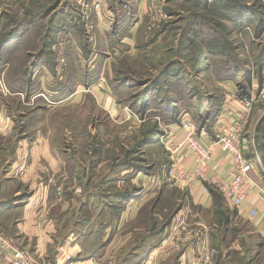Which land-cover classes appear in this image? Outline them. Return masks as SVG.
<instances>
[{
    "label": "rangeland",
    "instance_id": "374dc122",
    "mask_svg": "<svg viewBox=\"0 0 264 264\" xmlns=\"http://www.w3.org/2000/svg\"><path fill=\"white\" fill-rule=\"evenodd\" d=\"M133 2L0 0V41L15 26L19 30L25 24L35 22L22 30L29 36L12 52L16 55H9L10 50H6L3 53L5 58H2L4 63H0V235L17 242L11 234L19 232L20 226L16 222L22 221L27 213L23 208L16 210L15 207L27 203V217L37 222L33 226L31 248L35 246L34 237L42 223L41 215L50 222L52 228L46 230L56 233L57 241L59 234L76 229L74 223L78 212L82 223H87L89 216L96 221V225L88 230L81 227L86 232L96 233V238L87 240L84 247L86 250L100 248L104 226L116 221L123 211L129 214L136 209L135 204L124 208L120 206L129 193L137 194L136 189L143 186V182L134 184L123 180L121 172L131 168L149 176V185H153V182L156 184L160 179L159 187L151 188L153 195L136 213L141 217L140 221L146 223V239L176 212H182L179 218L181 227L177 233L164 236L165 240L174 243L177 240L180 247L175 252L176 257L163 261V264H177L181 250L191 245L200 264H218L220 257L224 264H248L250 259L257 256L255 253V256L240 255L247 246L259 251L258 264H264V239L261 244L259 241L258 246H255L256 240L253 239L252 244L249 240H239L235 242L236 246L238 244L237 252H230L232 254L227 260L220 256L217 244H212L203 229L204 225L209 228L206 223L211 218L206 216L202 206L192 202L186 191L171 186L170 152L160 142L164 134L170 133L164 126L166 118L162 119V115L160 117V113L154 111L146 116L142 107L146 105L147 96L143 85L147 84L153 89L159 84V99L166 97L170 87L165 77L176 67L175 58L193 57L192 61L180 65L197 66L196 61L203 54L201 50L206 47L203 42L210 37L215 45L211 52L217 48L221 50V88L215 85L214 78H205L193 83L199 92L196 96L204 97L206 93L201 86L205 83L207 93L217 91L221 94V100L225 99L224 90L230 89L226 85L232 83V89L237 90L240 98H253V109L246 129L258 122L261 139L264 136V62L261 59L264 53V23L259 15H255V18L246 12L242 21L234 20L228 16L229 10L225 6L235 8L238 3V8L247 7L263 13L264 0H147V15L142 19L141 32L136 40V49L140 51H126L125 46L119 44L116 46L119 47L116 59L103 69L102 64L90 59L94 57L93 52L98 50V25L95 19L104 8L112 10L118 18L120 14L117 13L132 11ZM55 5L61 11V14H55L59 22H55L53 17L56 7L50 11ZM136 15L131 14V23L137 19ZM195 20L202 23L206 30L199 36L193 33V40L187 41L190 34L181 27ZM53 23L65 30L72 29V33H75H56L58 41L52 45L55 39V32L51 30ZM41 60L51 69L55 64L56 73L59 72L63 80L57 81V75L55 79L48 80L44 67L36 70ZM236 61H240V64ZM49 75L54 74L50 71ZM79 82V95H74ZM179 82L180 86L184 84V81ZM95 83L94 87L90 86ZM106 86L111 88L113 100L120 105L117 113L105 111L97 104V93ZM120 86H124L123 91L118 90ZM183 105L188 106L186 99H183ZM125 109L130 110V118ZM187 119H192L196 126L197 117ZM177 120V123L183 121ZM22 159L29 162V170L17 173L14 162L22 163ZM164 169L167 170L164 172ZM207 187L214 199V204L207 209H212L214 221L216 218L217 222L223 224L224 197L216 187ZM17 192L21 195L15 197ZM17 200L18 204L15 203ZM88 200H92V208L88 209L90 212L74 207V201L76 205H82V201ZM69 201L72 206L66 210H69L66 215H62L66 205L61 202ZM111 203L114 207H111ZM11 208L15 209L9 211ZM200 218L206 222L198 223ZM45 227L46 224H41L42 233ZM233 229L235 232L250 233L252 226L240 220L231 233ZM229 241V244L234 243L231 239ZM221 249L224 248L221 246ZM63 256L68 255L63 253L57 264H65ZM118 256L121 261L122 253Z\"/></svg>",
    "mask_w": 264,
    "mask_h": 264
},
{
    "label": "crops",
    "instance_id": "0c3cea01",
    "mask_svg": "<svg viewBox=\"0 0 264 264\" xmlns=\"http://www.w3.org/2000/svg\"><path fill=\"white\" fill-rule=\"evenodd\" d=\"M130 1H134L133 9H131L132 11L129 10L128 12L126 11L124 13H117V15L120 14V16L117 18V16H114L112 10L104 8L98 14V17H96L97 19H95L98 25V35L96 34L98 50L96 52H93L92 55L94 57H90V59H92L93 62H98L99 64H102L103 69H105L108 64H110L114 61V59H116L119 48H116V46L119 44L125 46L124 49L126 51H140L139 49H136V40L141 32L142 19L145 15H147V0ZM58 5L57 7L55 5L50 9V11H53V8L56 7V10L53 11V17L55 19V22L60 21L58 20V18H55L57 13L61 14ZM133 13L137 14V19H134V23H131L130 17ZM252 15L255 16V14ZM113 17L114 19H112ZM255 18L257 17L255 16ZM237 20H241V18ZM32 23L35 22H29L28 25H33ZM28 25L25 24L23 29L20 27L19 30H16L15 26L12 29L13 31L1 38L2 40L0 41V63H4L2 58H5L3 53L6 50H10L9 55H16V53L14 54L12 52H15L16 49L23 44V41L27 40V36H29V33L22 32V30H24V28H26ZM235 25L237 24L235 23ZM52 26L53 29L51 30L55 32V39L53 40L52 45H54L58 41L56 33L62 32L64 33V35L66 33H68L67 35L75 33H72L74 31L72 29L65 30V28H63L59 24L53 23ZM256 27H258L257 23ZM181 28H183L186 33L190 34V36H187V41L193 40V33H197L199 36L206 30L204 28V25H202V23L196 20L194 22L191 21L189 25H184ZM212 42L213 39H210V37H207V40L203 42L204 45L206 44V47L205 50H201L203 54H201V56L199 57L200 59L198 58L196 61L198 67L193 66L191 68L190 66H188L190 67L188 68L180 65L182 63L192 61L193 57L190 58L184 56L175 58L174 63L176 67L173 68L172 71L170 70L169 72H167L165 77L168 80L167 84L169 83L168 85L170 87H168L169 90L166 94V97H160L159 99V96H161V94L159 95V84L154 86L153 89L147 84L143 85L146 88L145 92L148 96H146V105L142 106L144 112L146 113V116L148 115V113H152L153 111L155 113H160L158 116L161 117L162 115V119L166 118L167 120L164 124L165 128L169 129L170 133L175 134L177 140H181L185 135V129L181 127V122L177 123V119H180L179 121H182V119L185 120L187 118H190L191 116L197 117V120H194L196 123V127L198 128L197 139L205 148L208 147L211 143L215 142L217 140L218 132L221 129L228 127L235 118V113L232 112L234 110H232L230 107V105H232L234 101L233 93L236 90L232 89V87H234L232 83H230V85L225 82V84H227L226 86H229L228 88H230L224 90L225 99L221 100V94H218L217 91L207 93V86L205 83H202L201 86V90L205 91L206 93L204 97L201 99L196 96L199 92L197 89L194 88L193 83L199 82L205 78H214V80L216 81L214 82L215 85L219 87L218 89L221 88V50L217 48L213 49V52H211V48L215 47ZM18 43L20 44L18 45ZM207 43H211V45H208ZM187 52L189 51L187 50ZM9 61H12V59H9ZM57 63L58 62L56 60V64ZM43 67L45 68L44 70L47 71L46 74L49 77L48 80L55 79L56 75L57 81L63 80L61 74L59 72L56 73L55 64L54 66H52L51 69L48 68L46 64L41 60L38 63V68L36 70L43 69ZM33 70L34 68L31 70L32 75L34 74ZM50 71L52 72V74H54L51 75V77L49 75ZM188 78H190L191 80H187ZM179 81H184V84L180 86ZM234 84L237 85V83ZM77 85L79 86V88L77 91L74 90V95H79L78 92L80 90V82L79 84L77 83ZM95 85L96 83L91 84L90 86L94 87ZM222 86L225 85L222 84ZM123 88L124 86H120L118 90L123 91ZM262 93H264V86ZM113 97L114 94L111 88L108 86L104 87L97 93L96 101L98 106L108 112H119L120 105L116 104V102L113 100ZM183 99H186L188 101V106L183 105ZM258 129L259 128L257 122L255 125L249 126L245 130V133L243 135V148L245 155L249 159L253 160L254 163H256L250 175L251 178L256 182L260 181L259 165L264 168V138H262L264 136H262L260 139V131ZM216 155L217 156L215 160L210 163V173L211 175H216L227 179L229 172L233 168L230 162V158L228 154L223 151L222 148H220L219 146H217ZM21 161L23 162L19 163V161L16 160L14 162V168L16 169L17 173L29 170V162H24L25 159H22ZM181 164L187 171H190L194 166L193 155L188 149L183 150ZM168 165L170 166V162ZM166 170L164 169V172ZM121 176L124 181H130L134 184L143 182V186L142 188L136 189L138 191L137 194L133 195V193H129V195L125 197V200H123V203L120 205L124 208L129 204H135L134 206H136V209H134L132 213L129 214L123 211L116 221H111L104 226L105 232L102 236L103 244L100 248L86 250V248L84 247L86 245L87 240L96 238L95 231L86 232V230L96 225V221L95 219L92 220L91 216H89L88 222L82 223L83 219L79 217V212L76 214V221L74 223L76 229L74 228V230L70 232L68 231L63 235L59 234V239L57 241H55L56 233L51 232V230H46L52 228L50 222H48L46 218L41 215L40 221L42 223L39 224L38 232L34 237L36 238L35 246L34 248H31V244L33 241V226L37 222L27 217V214L29 212V204L27 203L22 206L18 205L17 207H15L16 210L19 208H23L25 210V213L27 214L22 220L23 222H16L17 226H20L18 227L19 232L17 234L12 233L11 236L12 239L14 241L16 240L17 242H11L15 244V246H17L18 248L27 251L35 264H57L59 257L62 256L63 253H66V255L70 256V260L67 261L65 264H152V262H154L153 264H163V261H167L169 258V260H171L172 258L176 257L177 254H175V252L180 247L179 243L176 242L177 240H175V243L171 242V240H165L164 236H166L167 234L169 235L172 232L177 233L178 228L181 227V221H179V218L182 212H176L167 223H164L159 226L157 230L155 228L154 231L156 232L153 235L147 237L148 239H146L145 237V229H147L145 225L146 223L145 221L141 222V217H139V215H136V213H138L142 209V207L145 206L147 201L153 195L154 192L151 188L159 187L160 181L158 182V180L160 179L156 181V184L155 182H153L154 184L152 183L154 186L149 185V183H147V180H149L148 178H150L149 176L143 174L141 171L135 172V170H132L131 168L124 169L121 172ZM157 178L158 177H156V179ZM146 183L148 184L147 186L145 185ZM207 186L208 184L203 181H196L190 189L186 190V194H189V197L191 198L194 204L202 206V208H204V213L206 214V216H209L211 218L208 223H206L209 228H207L203 224V229H205V235L212 241V244H217L216 248L218 252H220V256L224 257L227 260L230 257V254H232L230 252H237L236 247L238 246V244L236 246L235 242L238 243L239 240H249L252 244L253 239L256 240V242L254 243L255 246L259 245V241L261 244L262 240L264 239V205L260 201L259 196L256 193H252L250 195L249 204L242 209H236L232 207L224 199L222 209L225 213V220L224 222H222L223 224H221L220 221L217 222L216 218L214 221V213L212 209H207L214 204L213 196L212 194H209V190L207 195L202 192L203 189ZM20 195V192L15 193V197ZM82 202V205H76L77 202L74 201V207L78 206V208H84L85 212H90L89 210H91L92 208V200ZM15 203L18 204L19 201L17 200V202ZM57 203H60V201H58ZM61 204H63L64 206L66 205L62 213V215H66V213H68L69 211L66 210L71 208L72 202H61ZM111 207H114L112 203ZM15 208H11L9 211L14 210ZM253 210L258 211V217L255 219H250L249 214ZM156 219L158 220L157 216ZM240 220L248 222L252 226V230L250 233L235 232V229H233L231 233L232 228L238 225V221ZM201 222L206 221L200 218L198 223ZM41 224H46V227L43 229V233L41 232ZM82 226L83 229L86 228V230L81 229ZM201 230L202 229H200V231ZM230 239L232 240V242H234L233 244L228 243L230 242ZM221 246L224 249H221ZM181 251L182 254L180 255V258H177V264H200L195 258L196 253L193 248V245ZM221 251H224V253L221 254ZM120 252L122 253L121 261L120 257L118 256ZM258 252V250H253L252 248L247 246L246 250H244L243 253H241L240 255L246 256L248 254L251 256H255V253L257 258L253 257L248 261V264H258L260 256L258 255ZM0 264H3L1 248ZM218 264H224L221 261V257Z\"/></svg>",
    "mask_w": 264,
    "mask_h": 264
},
{
    "label": "built area",
    "instance_id": "2783aa9c",
    "mask_svg": "<svg viewBox=\"0 0 264 264\" xmlns=\"http://www.w3.org/2000/svg\"><path fill=\"white\" fill-rule=\"evenodd\" d=\"M233 104L230 105L235 113V118L228 127L218 132L217 140L208 147H204L197 139V127L190 119L181 122L185 129V135L177 140L175 134H164L160 142L170 152V178L171 186L186 191L196 181H203L210 186L216 187L224 199L234 208L242 209L249 204L250 195L256 193L264 205V168H260V181L251 178V173L256 163L249 159L243 148V135L248 125V120L253 109L254 100L240 98L237 90L233 93ZM129 118L131 112L125 109ZM217 146L225 151L232 165L227 179L210 173V163L216 158ZM188 149L194 158V166L187 171L181 164L183 150ZM208 194V188L202 191ZM258 217V211L253 210L249 214L250 219ZM0 248L2 250L3 264H35L31 256L24 249L18 248L11 241L0 236ZM70 256H63L62 261L66 263Z\"/></svg>",
    "mask_w": 264,
    "mask_h": 264
},
{
    "label": "trees",
    "instance_id": "16d2710c",
    "mask_svg": "<svg viewBox=\"0 0 264 264\" xmlns=\"http://www.w3.org/2000/svg\"><path fill=\"white\" fill-rule=\"evenodd\" d=\"M224 1V0H223ZM224 6V5H223ZM227 8V10H229V14L228 16L232 17V19H239V18H243V15H245L244 13L246 12L247 14H255V15H259V17H261V20L263 21L264 23V12L261 13V12H257L255 11V9H249L247 7H239L238 8V3H236V5L234 6L235 8L231 7V6H225ZM238 9V11H237ZM230 13H233V14H230ZM234 15V16H233ZM261 59H262V63L264 62V53L261 55ZM238 62V61H236ZM240 64V61L238 62ZM239 72L242 71L241 68L239 67ZM250 81V79H247Z\"/></svg>",
    "mask_w": 264,
    "mask_h": 264
}]
</instances>
